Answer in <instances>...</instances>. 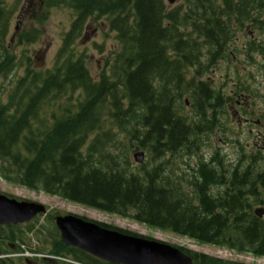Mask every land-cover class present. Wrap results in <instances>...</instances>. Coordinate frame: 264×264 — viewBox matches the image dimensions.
Here are the masks:
<instances>
[{"label":"trees","instance_id":"1","mask_svg":"<svg viewBox=\"0 0 264 264\" xmlns=\"http://www.w3.org/2000/svg\"><path fill=\"white\" fill-rule=\"evenodd\" d=\"M44 6L66 8L72 22L43 70L26 52L15 60L0 9V75L23 67L0 87V179L264 258V215L255 214V207L264 209L260 156L242 168L225 164L209 137L229 141L215 73L228 59V41L255 11L264 30V0H178L171 7L166 0H44ZM92 23H102L105 39L113 34L115 41L109 48L107 40L93 44L103 55L98 76L90 72V48L79 43ZM31 227L0 226V255L19 250ZM48 231L51 240L43 244L51 252L70 249L54 224ZM186 253L193 264H250Z\"/></svg>","mask_w":264,"mask_h":264},{"label":"rangeland","instance_id":"2","mask_svg":"<svg viewBox=\"0 0 264 264\" xmlns=\"http://www.w3.org/2000/svg\"><path fill=\"white\" fill-rule=\"evenodd\" d=\"M2 1H4L6 5H10L11 2V0ZM177 1L178 0H175L173 3L176 4ZM28 5L29 6H27V8L25 9L23 20L19 24L20 30L18 32L15 30L18 17H12L9 25L8 38H10V40L12 39L15 41H18L20 39L21 43H23L20 45L22 47L28 48L26 53L31 56L34 67L45 69L51 66L53 57L58 47L60 46L62 34L63 32L67 31L70 27V23L72 20L71 13H69V11L64 7H53L48 11L45 19L43 21H40V18L44 13L43 1L31 0L29 1ZM168 5L170 7L173 6L172 4ZM22 8L23 2L20 3L19 9L21 10ZM20 10L18 11V14L20 13ZM12 15H14V13H12ZM98 25L100 26V28H98L95 23L89 24L88 28L83 31L82 39L79 42L80 45L87 46L90 48L89 67L93 76L97 75V71L99 70L101 62L103 60V55L96 52V50H93V44L102 43L104 40H107L106 47L109 48L115 43V41L112 39L113 34H110V38L105 39L106 32L104 31L106 30V28L102 23H99ZM95 28L98 29V31ZM32 32L38 33V37L32 43H24L23 34ZM21 46H19V48L17 49H20ZM258 85L261 91H264V77L260 79ZM226 125L230 129V131H227V135L232 140L229 139L227 144H223L224 140L222 138L217 139L216 135L211 134L209 135V137L213 141L211 143V148L217 149L221 153L230 155V158L232 159H238V156L236 155L237 146L233 145L234 143H236L235 139H237L238 142L242 140V143L245 144L248 142V140H251V136H248L247 130L243 129L240 132L238 129H236L234 127L235 124L233 120L230 118H228ZM246 135L249 137L248 139ZM227 139L228 138H226V140ZM260 142L262 143V140ZM261 143H259V145H261ZM245 148L247 151V147ZM206 153L207 152H205V154ZM144 158L145 156L143 154V159ZM237 163L240 167H242L243 165L245 166L247 164V159H244V157H240ZM0 193L9 194L14 197L16 196L19 198L26 199L28 201L39 202L46 205L47 207L55 208L63 213L72 212L74 214L85 216L93 220L106 222L136 233H141L146 236H152L153 238H156L168 244L179 245L194 249L196 248L197 251L209 254L211 256L214 255L225 259L242 261L245 263L264 264V258L256 259V257H253L251 255L241 253L239 254L228 250H221L213 246L197 243L195 241L193 243V241H190L189 239L180 238L176 235L169 234L167 232H161L159 230H152L147 227H144V225L136 224L137 226H135L134 228V223H132L128 219H124L116 215L100 213L99 211L95 212L93 210L84 208V206L81 207V205L60 200L56 196L46 195L41 191L22 189L21 187L4 181L2 179H0Z\"/></svg>","mask_w":264,"mask_h":264},{"label":"flooded vegetation","instance_id":"3","mask_svg":"<svg viewBox=\"0 0 264 264\" xmlns=\"http://www.w3.org/2000/svg\"><path fill=\"white\" fill-rule=\"evenodd\" d=\"M257 18L259 19V16L255 11L250 17L251 22L246 21L238 36L228 41L226 47L228 59L220 60V69L216 72L218 73L216 78L222 84L220 99L224 106L222 109L226 116L225 121L230 118L240 132L243 129L247 130L248 136H251L247 147L252 156L259 152L264 154V91H261L258 85L260 79L264 77V30L258 29ZM261 18H264V14ZM48 215L42 216L38 227L45 223ZM42 232L49 235L47 229H43ZM44 240L48 241V238H37L33 242L28 240L27 244L23 245L31 252V257L23 258L17 250L1 258L0 264H112L85 252L83 255V251L72 246H68L70 249L66 252L58 250L57 252L53 249L51 252L49 244H43Z\"/></svg>","mask_w":264,"mask_h":264},{"label":"water","instance_id":"4","mask_svg":"<svg viewBox=\"0 0 264 264\" xmlns=\"http://www.w3.org/2000/svg\"><path fill=\"white\" fill-rule=\"evenodd\" d=\"M173 2V0H168ZM142 156L137 159L140 161ZM42 204L19 201L0 194V224L24 223L44 212ZM261 216L262 213L256 211ZM63 242L117 264H192L179 248L157 240L123 234L74 215L58 216Z\"/></svg>","mask_w":264,"mask_h":264},{"label":"bare ground","instance_id":"5","mask_svg":"<svg viewBox=\"0 0 264 264\" xmlns=\"http://www.w3.org/2000/svg\"><path fill=\"white\" fill-rule=\"evenodd\" d=\"M142 161H143V160H140V161H138L137 163H141ZM255 166H257V167H259V168H262V167H263L261 163H256ZM135 226H137V225L134 223V228H135ZM117 231H118V230H117ZM118 232L123 233V234H127V233H124V232H121V231H118ZM162 232H164V231H162ZM165 233H166V232H165Z\"/></svg>","mask_w":264,"mask_h":264}]
</instances>
